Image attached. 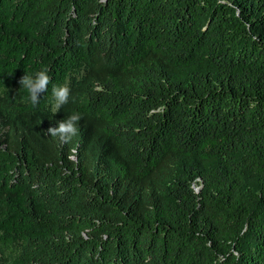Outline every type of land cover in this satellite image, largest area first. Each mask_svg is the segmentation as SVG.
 <instances>
[{
  "label": "trees",
  "instance_id": "16d2710c",
  "mask_svg": "<svg viewBox=\"0 0 264 264\" xmlns=\"http://www.w3.org/2000/svg\"><path fill=\"white\" fill-rule=\"evenodd\" d=\"M0 264H264V0H0Z\"/></svg>",
  "mask_w": 264,
  "mask_h": 264
},
{
  "label": "clouds",
  "instance_id": "9594fccd",
  "mask_svg": "<svg viewBox=\"0 0 264 264\" xmlns=\"http://www.w3.org/2000/svg\"><path fill=\"white\" fill-rule=\"evenodd\" d=\"M50 82V76L47 69H40L35 73H25L19 80V84L24 88L27 93V99L31 104L36 105L40 100V94L44 93L48 89ZM52 95L55 100L54 112L69 102L70 88L67 84L53 85ZM80 119L79 113H72L61 121H58V126L50 127L48 132L52 136H59L61 140L71 139L72 136L78 132L77 122Z\"/></svg>",
  "mask_w": 264,
  "mask_h": 264
},
{
  "label": "rangeland",
  "instance_id": "374dc122",
  "mask_svg": "<svg viewBox=\"0 0 264 264\" xmlns=\"http://www.w3.org/2000/svg\"><path fill=\"white\" fill-rule=\"evenodd\" d=\"M196 189H197L198 191L201 190V188H200V187H197V186H196Z\"/></svg>",
  "mask_w": 264,
  "mask_h": 264
},
{
  "label": "water",
  "instance_id": "95a60500",
  "mask_svg": "<svg viewBox=\"0 0 264 264\" xmlns=\"http://www.w3.org/2000/svg\"><path fill=\"white\" fill-rule=\"evenodd\" d=\"M200 188H201V186H200Z\"/></svg>",
  "mask_w": 264,
  "mask_h": 264
}]
</instances>
